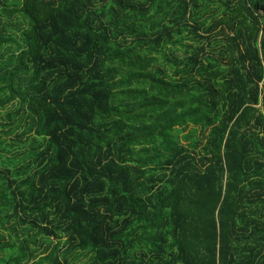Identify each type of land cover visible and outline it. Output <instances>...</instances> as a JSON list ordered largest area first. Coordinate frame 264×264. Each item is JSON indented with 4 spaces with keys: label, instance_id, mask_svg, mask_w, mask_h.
Segmentation results:
<instances>
[{
    "label": "trees",
    "instance_id": "1",
    "mask_svg": "<svg viewBox=\"0 0 264 264\" xmlns=\"http://www.w3.org/2000/svg\"><path fill=\"white\" fill-rule=\"evenodd\" d=\"M0 264H264V0H0Z\"/></svg>",
    "mask_w": 264,
    "mask_h": 264
},
{
    "label": "rangeland",
    "instance_id": "2",
    "mask_svg": "<svg viewBox=\"0 0 264 264\" xmlns=\"http://www.w3.org/2000/svg\"><path fill=\"white\" fill-rule=\"evenodd\" d=\"M10 105H12V104H10V102H9V104H7L6 106H5V109H7V108H10ZM13 107V106H12ZM5 233H6V236H7V234H8V230H5ZM86 260V258H84V261Z\"/></svg>",
    "mask_w": 264,
    "mask_h": 264
}]
</instances>
